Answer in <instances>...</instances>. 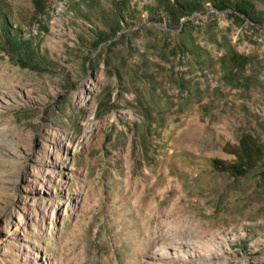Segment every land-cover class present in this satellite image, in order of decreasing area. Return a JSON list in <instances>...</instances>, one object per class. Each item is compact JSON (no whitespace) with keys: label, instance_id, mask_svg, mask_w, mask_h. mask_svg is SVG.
Listing matches in <instances>:
<instances>
[{"label":"rangeland","instance_id":"1","mask_svg":"<svg viewBox=\"0 0 264 264\" xmlns=\"http://www.w3.org/2000/svg\"><path fill=\"white\" fill-rule=\"evenodd\" d=\"M132 2L119 24L111 0H0V264H146L182 228L264 264V26ZM244 135L262 158L216 169Z\"/></svg>","mask_w":264,"mask_h":264},{"label":"trees","instance_id":"2","mask_svg":"<svg viewBox=\"0 0 264 264\" xmlns=\"http://www.w3.org/2000/svg\"><path fill=\"white\" fill-rule=\"evenodd\" d=\"M210 2L218 10L230 9V15L238 22L248 21L256 28L264 26V13L256 11L253 4L248 0H234L232 3H230V0H210ZM111 3L117 11L119 24L126 22V12H129L130 9L134 11L138 6V3H134L132 0H111ZM141 8L147 13L150 21L164 22L168 27L175 28L183 24L181 20L183 17H189L195 12L202 11L204 6L202 0H152V2H143ZM5 35L17 49L30 43L29 39H21L20 37L12 36L11 33L8 34L6 32ZM250 137L249 135H244L240 140L244 151L238 155L237 159L233 161L214 159V167L234 175L245 174L262 158V152H258L256 156L254 155L252 151L254 142ZM259 154L261 155L259 156Z\"/></svg>","mask_w":264,"mask_h":264},{"label":"bare ground","instance_id":"3","mask_svg":"<svg viewBox=\"0 0 264 264\" xmlns=\"http://www.w3.org/2000/svg\"><path fill=\"white\" fill-rule=\"evenodd\" d=\"M182 230L168 231L163 235L158 230L148 233L145 244L151 246V252L146 264H193L192 259H197L198 264H212L213 246L197 230Z\"/></svg>","mask_w":264,"mask_h":264}]
</instances>
